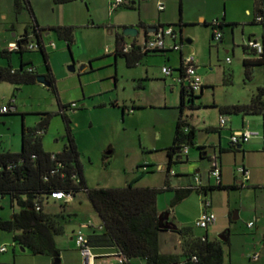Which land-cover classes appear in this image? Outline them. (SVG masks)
Instances as JSON below:
<instances>
[{"label":"rangeland","instance_id":"374dc122","mask_svg":"<svg viewBox=\"0 0 264 264\" xmlns=\"http://www.w3.org/2000/svg\"><path fill=\"white\" fill-rule=\"evenodd\" d=\"M50 2V0H30L33 8L35 6L41 9L39 14L41 19L43 17L44 21L52 23V3ZM214 2H219V12L222 11V16H219L220 20L226 16V9L231 13L233 3L239 5L243 2L245 5V0H214ZM247 4L252 10L254 0H247ZM33 8L32 10L36 15ZM32 23L33 17L28 9L17 14L14 0H0V52L8 48L10 42L15 41L14 35L16 33L24 36L28 31L33 32L31 29L26 31ZM242 27L243 25L237 26L235 32L233 31L234 34L230 27H225V40L230 44L229 48L214 41L211 37L212 29L204 27L202 24L198 28L189 30L190 36L188 38L194 42L191 46L186 43L181 45L182 35L178 34L177 45L186 53L185 55L190 53L195 55L198 74L203 82H207L209 79L213 83L214 91L206 92L207 94L210 92L209 96L207 95L209 100L211 99L210 101L214 100L216 103L234 100L248 101L258 87L264 85L262 67H253L250 79L246 76L244 60L251 59L252 56L247 55L243 50L245 37H248L250 33L257 35V37L260 36L262 28L261 26H244L247 35L245 34L243 37ZM47 33L44 32L46 36L45 46L50 54L49 63L55 78L56 91H51L49 87L41 85L23 86L19 88L20 91L13 99L15 86L7 82L0 83V106H7L14 100L18 110V115L2 118L0 150L21 152L22 126L24 125L27 129L36 128L44 114L51 113L53 118L43 138L44 149L50 152L62 151L67 143L66 126L62 116L57 113H59L61 105L76 103L80 106L83 104L82 110L69 112V117L88 188L125 187L141 176L142 166L147 163L152 165L149 170L154 173L143 176L138 181V185L142 187L144 185L163 186L166 174L159 169V166L164 165L166 154L161 151V147L173 145L175 124L179 117V111L176 108L180 100V86L162 74L164 62H167L166 57L158 55L149 58V72L153 82L149 83L143 92L133 91L130 80L133 79L135 73L140 77H145V69L133 71L127 68L124 61H120L118 67L119 93L117 91L112 95L119 94L123 99L135 100L144 106L148 105L146 108L141 107L142 111L126 115L123 119L121 109L95 108L100 103H109L110 94L99 95L102 91L115 89L114 83L109 80L110 75L113 74L112 71L109 68H104L95 72H85L82 71V66L78 65V57L89 52V46L92 47L91 52H99L97 51L98 45L101 46L100 37L103 36L104 32L78 31L75 38L76 42L71 50L68 49L66 42L59 40L56 35L50 33L47 36ZM232 36L235 38L234 53L232 52L233 44L231 46ZM93 38L99 40L96 46ZM105 38H108V35H105ZM109 38H111L110 42L107 40L104 47L108 45L112 49L114 47L112 35ZM52 42L58 45V50H52ZM31 44L37 45L38 38H32ZM168 45L169 41H167ZM182 51L170 53L171 61L167 65L174 68L179 67ZM99 53L102 55L105 52ZM24 57L33 61L40 76H45L48 73L41 52H28ZM227 58L232 62L228 63ZM20 62V54H12L11 62L0 55V67H8L9 63L13 67H19ZM164 79H167L166 83H164ZM152 103L154 106L151 108L149 104ZM207 113L218 116L217 110L214 113L212 109H208ZM257 120H262L263 129L264 119ZM109 149L113 150V154L107 156L105 153ZM182 169L181 166L175 168V172L180 173ZM196 169V164L189 165L192 174L195 173ZM204 175L206 180V173ZM173 180L174 184L177 185V180ZM214 183L216 182L214 181ZM213 192L214 195L208 199L211 202L214 201L217 209H226L230 201L235 219L233 220L232 217V219L228 218L225 222L223 221L224 231H230L231 245L226 264H258L251 262L249 258L255 253V249L262 238L264 220L262 223H258L259 231L256 230V227L248 228V223L253 222L257 213V205L260 204L261 200H264V186L259 188L247 184L243 189L230 191V195L221 193V191ZM173 197L172 192L160 194L157 202L159 209L163 213L171 211L174 218L188 227H192L196 234H204L205 230L196 227L195 217L197 211L203 208L205 197L194 193L171 210ZM65 202H69L68 213L75 214V217L66 225V233L55 237L57 248L60 251L61 264H85L78 249L76 238L72 237V233L73 231L77 233L90 222L96 227L100 219L86 193H81L76 199L70 201L66 199L59 203L51 201L50 205L47 206V211H60V203ZM14 211L17 212L18 209H12L9 197L2 200L1 218L10 219ZM83 231L84 233L92 232L89 227L84 228ZM210 239H215V236L211 234ZM2 245L7 246L8 252L0 255V262L11 261L14 253H17L15 261L18 264H49L52 260L46 256H34L29 252H23L20 247L13 244L11 234L0 231V246Z\"/></svg>","mask_w":264,"mask_h":264},{"label":"trees","instance_id":"16d2710c","mask_svg":"<svg viewBox=\"0 0 264 264\" xmlns=\"http://www.w3.org/2000/svg\"><path fill=\"white\" fill-rule=\"evenodd\" d=\"M76 1L80 0H53V3L64 5ZM263 3L264 0L255 3V14L251 22L252 25H258L262 28L260 40L263 51L258 55L246 45L243 46L244 52L254 57V59L244 60L246 76L249 79L252 77L253 67H262L264 70V21L262 23L257 22L259 16L264 19ZM14 6L17 14L26 9L32 14L33 23L26 31L31 29L34 32V37L38 38V49L42 53L44 65L48 70L45 75L47 83L51 91H56L48 51L42 42L41 35L43 32H53L60 40L71 46L74 43L75 28H42L35 19L30 0H14ZM217 22V25L214 23L205 25L212 29L213 40L216 29L222 32L225 27L237 25L227 24L224 18ZM158 27L172 26L158 25ZM179 27L184 26L180 25ZM26 39L28 37L22 36L17 40L19 50L10 51L6 49L0 52V55L9 62H11L14 53L23 56L27 51H31L26 46H22ZM125 39L122 34L117 35L116 55L125 59L130 68L136 67L147 56L173 51L163 49L144 52L142 46L134 42L128 44ZM250 39H255V36H251ZM128 45L131 47L128 52H125ZM175 71L181 73L182 80L185 79L183 64ZM38 77L39 74L32 63L21 61L18 69H14L10 63L8 67H0V83L7 82L15 86L13 99L16 98L20 87L38 85ZM204 89L205 87L196 94L186 86H182V105L174 142L171 147L165 150L168 159L164 170L166 181L160 187H141L138 185L141 177L154 173L149 170L151 166L146 164L142 166L143 173L141 176L125 187L88 188L69 117V112L82 109L76 103L73 104H76L77 107H73V104L61 105L60 111L57 113L64 120L67 138L65 148L60 153L46 152L43 145L44 135L47 133L53 118L51 113H45L36 128L27 129L23 125L21 152L0 150V208L2 200L9 197L12 209H18L8 220L0 217V231L11 234L15 246L26 249L34 256L49 257L54 263L55 255L60 257L55 237L66 233V225L72 221L75 214L68 213V202L60 203V211L49 212L47 206L50 205L51 201L57 203L64 201L57 199L55 194L60 193L76 198L79 194L86 193L102 223L100 229L102 234L97 236L93 232L94 234L90 238L93 240L97 237L98 245L114 247L122 259L121 264H132L134 261H141L145 264H226L230 254V241L210 240L206 234L198 237L192 227L177 230L181 237V254H162L160 251V236L164 231L160 229V213L157 207L160 194L164 192L174 194L171 202V210H173L194 193L203 195L205 197L204 206L207 207L209 204L211 207L212 202L207 198V194L210 192H230L241 189V186L236 184L223 185L220 179L216 180L215 185L208 188L200 185L174 188L171 185V178L174 176L172 168L181 164L180 157H188V154L185 153L186 148L190 150L195 146L196 130L185 117L184 111H195L201 108L197 106L196 101L201 97ZM13 101L8 104L9 111L6 113L1 112L2 107L0 106V125L3 122V117L18 115L17 107ZM212 107L218 109L223 117L233 115L264 117V85L257 89L249 104L229 106L213 104ZM218 159L220 160V158ZM166 213L171 214V211ZM232 217L233 214H230V219ZM16 257L17 253H14L11 261L0 262V264H16Z\"/></svg>","mask_w":264,"mask_h":264},{"label":"crops","instance_id":"0c3cea01","mask_svg":"<svg viewBox=\"0 0 264 264\" xmlns=\"http://www.w3.org/2000/svg\"><path fill=\"white\" fill-rule=\"evenodd\" d=\"M50 1H51L50 3H52V23L44 21L43 17L41 19V15H39L41 9H38V7L34 6V8L33 7L32 8L35 9L36 12L35 15L33 10L35 19L40 25V27L45 29L53 28V27L75 28L74 43L71 46H68L67 44L68 49L71 50V47L75 44L76 34L80 30H92L93 32L94 31L104 32L103 36L100 37L101 46L98 45L97 51L105 52V53H103L102 55L99 52L93 53L91 52L92 47L89 46V52H86L85 55L78 57L79 58L78 65H81L82 71L85 72L88 71L95 72V71H99V69H104V68H109L110 71H112L113 74L110 75L109 80L114 83L115 89L113 90L110 89L111 91L110 90L102 91L99 95V96H104L106 94H110L109 103L108 104L106 102L100 103L95 108L104 109L106 107H110L112 109H121L123 119L126 117V115H131L137 113V111H142V108L143 107L146 108L148 105L144 106L141 105L140 103L138 104V101L131 99L129 100L123 99L122 97L119 96V94L112 95L115 94V92L117 91L119 93L118 67L120 65V61L121 60L124 61V63L127 66L126 60L116 55L117 35H121V34L123 35V29L125 28L128 27L137 28L138 34L136 37L128 38L125 37L124 35L123 36L126 38L125 42H127L128 44H132L134 42L140 46H143L145 42L153 38V34L155 33L154 28H159L158 25L172 26L175 32L176 33L178 32L177 34L182 35L181 45L183 43H186L188 46H191L193 45L194 42L190 38H188V36H190L189 30L198 28L201 26V24L204 27H207L205 26L206 24L214 23L220 20L219 16H222V11L219 12V2H214V0H125L124 5L114 11L111 10L112 0H80L64 5H55L53 3V0ZM257 1L259 0H254V5L252 10L247 4V0H245V5H243V2H241L239 5H235L233 3L231 13H229L228 9H226L227 14L225 17H223L225 19V22L227 24H237L235 27L228 26L232 29V33L233 31L235 32L237 26L243 25L242 33L244 37V35L246 34V29L244 28V26H251V27L258 26L251 24L253 20V16L255 14V3ZM159 4L164 5L165 7L164 10H159ZM249 18L251 19L248 20ZM180 25H183L184 27L181 28L179 27ZM48 33L55 35L53 32H48ZM48 33L47 36H49ZM221 33H222V39L219 42L229 48L230 44L227 43V41L225 40V28H223ZM105 35H108V38H105ZM111 35L113 37V44H114V47L112 49H110L108 45L104 47L107 40L110 42L111 38H109V36L111 37ZM261 35L257 37V35H253L252 33H250L248 37H245L244 46L250 40L251 36H255L256 39H260ZM14 36H15V41L10 42L8 44V48H5L4 50L6 49L11 50V45L15 44L17 40H19L20 37H22L23 35L16 33ZM45 37L46 36L44 35L43 32L42 38H44V40L42 39V41L44 43H45ZM231 38H232L231 46L233 44L232 52L234 53L233 49L235 47L234 45L235 38L234 36H232ZM93 41L96 42L95 44L96 46L99 40L93 38ZM167 41H169V45L166 46V49L172 50L171 46L174 44V41L173 40H167ZM188 41H190L191 43H188ZM52 43H54L56 46L55 49L52 48V50L54 51L58 50V45L55 42ZM175 44H177V39L175 40ZM103 48H105L104 51ZM34 51L39 52L38 50H31V51H27L26 53L34 52ZM174 52H178V51L173 50L166 53L153 54L151 56L159 55L166 57L167 62H164L162 68L167 67L175 71L181 66L182 59L187 55H185L186 53L182 51L180 53V65L179 67L174 68L167 65V63L171 61L170 53H174ZM188 52H191V50H188ZM227 53H229V51H227ZM24 55L21 56V61L33 64V61L31 59H27V58L25 59ZM48 55L50 59L49 52ZM151 56L145 57L143 61L140 62L136 67L130 68L127 66L128 69L133 71H136L138 69H145V74H146L145 77H140L137 73H135L133 75V79L130 80L131 88L133 89V91L136 90L143 92L144 90H146L147 85L153 82V79L150 78V72H149V68H150L149 58ZM228 59L229 58H227V60ZM251 59H254V57H252ZM74 64L75 63L73 61V65ZM33 66L35 67L34 64ZM19 67H13V68L18 69ZM37 70L38 69L36 68V71ZM173 74H174L173 77H166V78H171L174 84L179 85L175 81L178 75L175 73ZM166 82L167 79H164V83ZM179 86H180V100L176 110L179 111V116H180V112H181L180 107L182 105V86L181 85ZM203 87H205V89L201 97L196 101L197 106H200L201 108L190 112L188 110L184 111V115H186V118L188 119L192 127H194L196 130L195 146L189 150L187 158H183V157L179 158L181 164H178L172 168V171L174 173L175 168H178L180 166L183 167L180 173L175 172L174 176L171 178L172 187L186 188L188 186L200 185L204 188H208L210 186L215 185L216 183H214V181L216 182V179L211 177L210 175L211 169L213 168L215 163L221 168L220 180L223 185L229 186L236 184L241 186V189L245 188L247 184H251L252 186H257L259 188L264 186L263 185L264 184V128L262 129V120L260 121L257 120V119H264V117L245 116V115L225 116L227 122L224 126H222L221 118L223 116L219 113L218 109L212 107L213 104H217L221 106H229V105H237V104L243 105V104H249L252 98L250 97L248 101L234 100L224 103H216L214 100L210 101L211 99L209 100L208 97L209 93L214 91V86L211 80L208 79L207 82H203ZM207 91L210 92L207 94L206 93ZM3 106L5 105H2L1 107ZM149 106H151L152 108L154 104L153 103L149 104ZM80 107L83 109L84 105L82 104L80 105ZM208 109H212V112L214 113H216L217 110L218 116L217 114H208L207 113ZM206 110L207 112H204ZM177 122L175 124V130H176ZM246 131L258 132L259 136L251 138L248 142L241 143L240 149L238 148L239 145L233 146L231 141L233 135L236 133L246 132ZM171 146L169 145L166 147H161L162 148L161 151L165 153V150ZM62 151H57V152L46 151V152L60 153ZM105 154L107 156H110L113 154V150L109 149ZM218 158H220V160ZM167 163H168V159L166 156L164 165L159 166V169L163 173L164 170L166 169ZM191 164L197 165V169L193 174L189 170V165ZM147 165H149V163H147ZM244 170L247 173H245ZM205 173H206V180L204 179ZM196 177H199L200 179L199 183H197ZM141 178L139 180H141ZM137 179L133 181H136ZM173 179L177 180V185L174 184ZM165 181H166V177L164 182ZM164 182L162 185H164ZM143 187H157V186L144 185ZM221 193L230 195V192L227 191H221ZM213 195L214 192L213 194L212 192H210L209 194H207V198L212 197ZM263 201L264 200H261L260 204L257 205L256 212L259 213L260 215L258 216V214L256 213L253 219V221L256 222L255 227L256 230L258 231H259L258 223L259 222L262 223V221L264 220ZM157 207L160 214L166 213V212L163 213L159 209L158 204ZM206 209H208L209 211L215 214L217 218L216 224L210 227L204 234L201 235H198L196 233L195 234L198 237H202L203 235L206 234L209 239L212 234L215 236V239L213 240L219 239V236H221L224 232L227 231V230L224 231L225 227L223 221L225 222L228 218H230V214H233L231 203L230 201L228 202L226 209H217L214 201H212V206L210 208H206L205 206H203V208H200L197 211L195 222L199 220V218L203 215ZM169 222L173 223L177 227V230L188 227L186 224L179 222L176 218H174L172 214H170ZM101 224L102 223L100 220V222L98 223V225H96V227L95 225H93V227H89V229H91L92 232L85 233L92 247L93 254L96 256L95 264H121L120 260L118 259V253L114 247L101 245V244L98 245L97 242H99V240L97 237L93 238V240L90 238V236L94 234L93 232H95L97 236H100L102 234L100 230ZM75 232L76 231H73L72 237H75ZM261 234H263L262 238L255 249V252H259L261 254V258L259 261H253L251 260V258H249L251 262L258 264H264V229ZM91 242H93V244H91ZM4 247L7 248V246H3V245L0 246V248H4ZM160 251L162 254H173V253L181 254V237L177 233V231L164 230L161 233ZM7 252H8V248L5 253ZM16 264L18 263L16 262ZM49 264H53V261L50 260ZM132 264H145V263L141 261H136L135 263L132 262Z\"/></svg>","mask_w":264,"mask_h":264},{"label":"built area","instance_id":"2783aa9c","mask_svg":"<svg viewBox=\"0 0 264 264\" xmlns=\"http://www.w3.org/2000/svg\"><path fill=\"white\" fill-rule=\"evenodd\" d=\"M125 0H112L111 3V10L114 11L118 8H120L122 5H124ZM164 5L163 4H159V10H164ZM263 8H264V3H263ZM264 21L263 17L259 16L257 18V22L258 23H262ZM217 21L214 22L215 25H217ZM178 34L175 32V30L172 27H159L158 31L155 32L153 34V38L147 42H145V44L142 46L143 51L144 52H148V51H156V50H163L166 49L167 46V40H173L174 44L171 46L172 50L174 51H181V47L177 44H175V40L177 39ZM26 36V35H25ZM24 36V37H25ZM222 39V33L219 29L215 30V38L214 40L219 42ZM22 46H26L27 49L29 50H39V45L37 44H31V40L28 37V39H26V42H24L22 44ZM246 46L252 50L255 51L258 55L262 53L263 51V47H262V43L260 39H250ZM55 44L52 43L51 44V48L55 49ZM131 46H127L125 48V52H128ZM19 50V45L17 43L11 45V50L10 51H16ZM228 63L231 62L230 59L227 60ZM182 64L183 67L185 68V79L182 80V75L180 73V75H178V77L175 79V81L179 84H181L182 86H186L188 89H191L193 92H195L196 94L200 93L203 90V82L201 77L198 74V67H197V63H196V57L194 54H190L185 56L182 59ZM173 70L171 68H167L164 67L162 68V73L164 74L165 77H173ZM14 103V101H13ZM9 107L7 106H3L1 108V112L2 113H6L9 111ZM73 107H77L76 104H73ZM13 110V109H12ZM227 122V119L225 117L221 118V125L224 126ZM259 136L258 132H251V131H246V132H240V133H236L233 135V137L231 138L232 144L234 145H240L241 143H245L248 142L251 138ZM185 153L188 154L189 153V149L186 148L185 149ZM245 173H247L244 170ZM174 174V173H173ZM211 177L215 178L216 180H219L221 177V168L215 163L213 168L211 169L210 172ZM196 181L197 183L200 182L199 177H196ZM55 197L57 199H61V200H67L70 201L73 198L63 195V194H55ZM69 203V202H68ZM210 205L208 204L206 208H209ZM217 218L215 216L214 213H212L211 211H209L208 209L205 210V212L203 213V215L199 218V220H197L196 222V227L200 228L202 230H206L209 229L210 227L214 226L216 224ZM256 222H250L248 223V228L253 229L255 227ZM87 227H93V223H89L88 225H84L83 229H80L76 234H75V238H76V242H77V246L78 249L80 251V254L82 256V258L84 259L85 264H95V260H96V256L93 254V250L92 247L90 245V242L88 240L87 235L84 233V228ZM7 251V248H0V254H3ZM251 260L253 261H259L261 258V254L259 252H255L253 253V255L250 257ZM118 259L120 260V263H122V259L120 257V255H118Z\"/></svg>","mask_w":264,"mask_h":264},{"label":"water","instance_id":"95a60500","mask_svg":"<svg viewBox=\"0 0 264 264\" xmlns=\"http://www.w3.org/2000/svg\"><path fill=\"white\" fill-rule=\"evenodd\" d=\"M159 28H154V31L157 32ZM43 34V33H42ZM138 34V29L134 28V27H128L123 29V35L125 37H136ZM188 43H191L190 41H188ZM39 51V50H38ZM40 52V51H39ZM173 73L180 75L179 71H174ZM37 83L41 84L43 86L49 87V84L47 83L46 77L40 76L37 78ZM238 148L240 149L241 146L239 145ZM169 218H170V214L169 213H165V214H160V229L161 230H172V231H177V227L173 224L169 222ZM233 220L234 217H233ZM230 238V231H226L224 232L221 236H219V240L223 241V242H227L229 241ZM21 250L23 252H26V249L21 248ZM56 256V260L54 261V264H61V259L58 255Z\"/></svg>","mask_w":264,"mask_h":264},{"label":"flooded vegetation","instance_id":"af4514ba","mask_svg":"<svg viewBox=\"0 0 264 264\" xmlns=\"http://www.w3.org/2000/svg\"><path fill=\"white\" fill-rule=\"evenodd\" d=\"M26 37H29L30 38V40L32 39V38H34V33L33 32H31V31H28V33H26ZM41 38H42V35H41ZM43 40H44V38H42ZM43 42V41H42ZM43 44L45 45V43L43 42ZM179 84V83H178ZM179 85H181V84H179ZM182 86V85H181Z\"/></svg>","mask_w":264,"mask_h":264}]
</instances>
